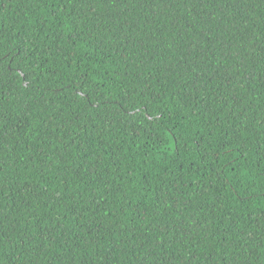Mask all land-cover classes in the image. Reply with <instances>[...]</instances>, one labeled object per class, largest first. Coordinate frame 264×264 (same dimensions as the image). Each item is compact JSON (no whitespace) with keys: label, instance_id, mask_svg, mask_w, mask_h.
Instances as JSON below:
<instances>
[{"label":"trees","instance_id":"obj_1","mask_svg":"<svg viewBox=\"0 0 264 264\" xmlns=\"http://www.w3.org/2000/svg\"><path fill=\"white\" fill-rule=\"evenodd\" d=\"M0 264H264V0H0Z\"/></svg>","mask_w":264,"mask_h":264}]
</instances>
